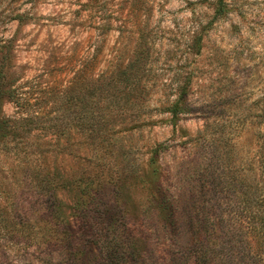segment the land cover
<instances>
[{
  "label": "rangeland",
  "instance_id": "obj_1",
  "mask_svg": "<svg viewBox=\"0 0 264 264\" xmlns=\"http://www.w3.org/2000/svg\"><path fill=\"white\" fill-rule=\"evenodd\" d=\"M142 42L140 81L114 101L120 113L97 140L89 137L80 124L90 115L89 89L100 83L92 81L124 67ZM0 67L2 81L34 104L24 112H40L34 133L18 132L19 145L42 153L64 205H85L64 208L85 247L82 264H170L169 250L191 264L178 235L187 219L198 215L205 232L225 241L238 213L248 216L244 192L264 193V0H224L215 19L212 0H0ZM185 81L186 111L170 121L160 104ZM66 89L72 103L64 107ZM18 111L1 100V118ZM159 145L166 147L153 173L148 159ZM14 169L12 181L29 192V171ZM29 201L21 213L41 227L40 242L12 224L0 263L61 264L42 199ZM258 259L264 264V248Z\"/></svg>",
  "mask_w": 264,
  "mask_h": 264
},
{
  "label": "trees",
  "instance_id": "obj_2",
  "mask_svg": "<svg viewBox=\"0 0 264 264\" xmlns=\"http://www.w3.org/2000/svg\"><path fill=\"white\" fill-rule=\"evenodd\" d=\"M223 5L224 0H212L214 19L223 13ZM189 47L192 53L198 54L201 48V36H195ZM147 56L146 42H142L139 44V48L133 51L129 62L124 67L113 70L109 76L92 81L100 83L91 85L89 89L87 104L90 115L86 114L85 122L82 121L80 124L82 130L88 131L89 137H94L97 140V135L106 129L109 118L118 116L120 113L117 110V108L120 110L119 100L116 103L114 101L122 94L134 91L135 85L133 88L132 85L140 81L141 69L146 64ZM1 68L0 102L6 98L14 103L19 111L17 112L18 118L0 117V239L11 235L12 224H18L17 231L26 234V241H30L32 245L40 242L41 227H37L38 224L33 225L31 218L23 216L21 213L25 209L24 206L30 205L29 199L40 198L43 201L40 211L43 216L47 217L42 221L48 228L46 232L50 238L53 237L54 241L58 243L63 256L61 264H82L80 254H83L85 247L75 241L73 232L69 229L68 216H66L64 208L70 206L64 205L58 198L56 194L58 186L45 166L44 157H41L42 153L19 145L18 132L22 134L34 133L32 124L37 123L35 119L40 120V112L35 108L30 113L24 112L27 108H32L34 104L30 101V97L26 96L27 92L23 93L15 87L10 88L6 82L2 81ZM188 85V81L177 83L174 88L177 93L176 99L169 100L167 98L160 104V112L168 114L170 121H174L179 114L186 111L182 101L187 94ZM61 98L64 107L72 103L69 89L63 91ZM100 102L106 103L102 105ZM106 112L109 114L104 120L102 115ZM165 147L159 145L148 159V166L153 173L156 171L158 153ZM15 165L23 171H29L31 182L29 192L21 191L18 183L12 181L13 173L18 170L14 169ZM87 194L90 195V192ZM243 198H245V208L242 210L246 211L248 216L244 220L242 219L244 215L240 217L238 213L235 232L229 235L225 241L221 240L220 234L213 236L211 230L208 229L205 232L198 215H196V222L192 216L187 219L185 227H180L179 238L193 255L191 264H260L258 249L264 248V193H260L258 188L248 189L244 192ZM21 203L24 204L21 205ZM20 207L23 208L20 210ZM70 208L80 209L85 208V205H73ZM2 246L4 247L3 244H0V247ZM170 253L169 250L164 254L171 262L170 264H178L175 262L176 258ZM42 263L57 264L51 258H45Z\"/></svg>",
  "mask_w": 264,
  "mask_h": 264
}]
</instances>
